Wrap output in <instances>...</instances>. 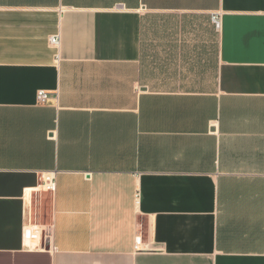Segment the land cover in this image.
I'll return each mask as SVG.
<instances>
[{
  "label": "crops",
  "instance_id": "obj_1",
  "mask_svg": "<svg viewBox=\"0 0 264 264\" xmlns=\"http://www.w3.org/2000/svg\"><path fill=\"white\" fill-rule=\"evenodd\" d=\"M0 264H264V0H0Z\"/></svg>",
  "mask_w": 264,
  "mask_h": 264
},
{
  "label": "built area",
  "instance_id": "obj_2",
  "mask_svg": "<svg viewBox=\"0 0 264 264\" xmlns=\"http://www.w3.org/2000/svg\"><path fill=\"white\" fill-rule=\"evenodd\" d=\"M212 24L216 29H219L220 26V18L219 15L213 14L211 16ZM49 43L52 46H58L59 37L52 36L49 38ZM49 98V94L44 91H39L37 93V101L39 103H45ZM38 189L47 193H54L55 191V173H45L41 177V183L38 186ZM32 218V219H31ZM31 219V220H30ZM52 231V226L50 224H39L37 220V213L34 211L30 213V217L28 219L27 224L24 226V234L25 237L30 242H37L38 249H44L46 246V241H49L50 235Z\"/></svg>",
  "mask_w": 264,
  "mask_h": 264
},
{
  "label": "rangeland",
  "instance_id": "obj_3",
  "mask_svg": "<svg viewBox=\"0 0 264 264\" xmlns=\"http://www.w3.org/2000/svg\"><path fill=\"white\" fill-rule=\"evenodd\" d=\"M212 77V74L210 73L209 75H208V78H211Z\"/></svg>",
  "mask_w": 264,
  "mask_h": 264
}]
</instances>
